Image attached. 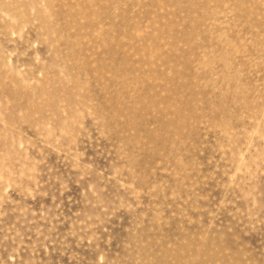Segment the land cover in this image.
Masks as SVG:
<instances>
[{"label": "rangeland", "instance_id": "1", "mask_svg": "<svg viewBox=\"0 0 264 264\" xmlns=\"http://www.w3.org/2000/svg\"><path fill=\"white\" fill-rule=\"evenodd\" d=\"M0 264H264V0H0Z\"/></svg>", "mask_w": 264, "mask_h": 264}]
</instances>
